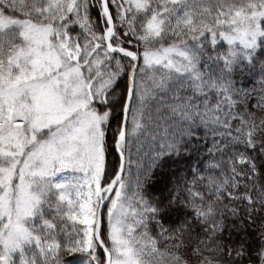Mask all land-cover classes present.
<instances>
[{
  "label": "snow or ice",
  "instance_id": "1",
  "mask_svg": "<svg viewBox=\"0 0 264 264\" xmlns=\"http://www.w3.org/2000/svg\"><path fill=\"white\" fill-rule=\"evenodd\" d=\"M0 264H264V0H0Z\"/></svg>",
  "mask_w": 264,
  "mask_h": 264
},
{
  "label": "trees",
  "instance_id": "2",
  "mask_svg": "<svg viewBox=\"0 0 264 264\" xmlns=\"http://www.w3.org/2000/svg\"><path fill=\"white\" fill-rule=\"evenodd\" d=\"M219 43L224 44L223 41H219ZM226 47V45H224ZM201 68H203V65H201ZM233 79L236 81L238 87H245L248 89H259L261 87L259 81L260 76L259 73H253L252 71H245L243 74H235L233 76ZM171 83V82H170ZM180 95H192L191 89L186 88L182 89L180 92ZM213 95V102H214V93ZM253 96L257 95V92L252 93ZM173 103V92H163V91H157L156 95L153 97H150L146 102V109L144 113V118L142 120V123L145 125V127L141 130L140 134V140L143 145L141 149V153H136V148L133 147V161L139 160L140 155L143 154L144 151L148 150L153 143H155L157 146L159 145V136L164 130V126L171 125L175 120L178 119V117L174 116L169 108L168 105ZM252 103H255V100H252ZM157 137L155 141H153V137ZM197 136L200 137L199 144L202 146L200 148V151L195 154H186L188 158L192 161L193 167H199L201 172H204V162L208 160L209 153L207 152V146H210L211 140H210V134L209 139L204 138V129L201 127L198 132ZM195 143V138L194 141ZM180 163H184L183 160L180 161ZM132 169V175L135 176L136 168L135 164L130 165ZM212 171V170H209ZM200 173H197L199 175ZM192 178V169H187V179ZM46 215L48 217H51L52 213L46 211ZM59 223V221H57ZM69 225L71 222H68ZM251 228H249V231L251 232ZM238 239V237H237Z\"/></svg>",
  "mask_w": 264,
  "mask_h": 264
},
{
  "label": "rangeland",
  "instance_id": "3",
  "mask_svg": "<svg viewBox=\"0 0 264 264\" xmlns=\"http://www.w3.org/2000/svg\"><path fill=\"white\" fill-rule=\"evenodd\" d=\"M72 175H73V173H71L70 170H65L63 173H58L55 180L56 181H64V180L69 179Z\"/></svg>",
  "mask_w": 264,
  "mask_h": 264
}]
</instances>
